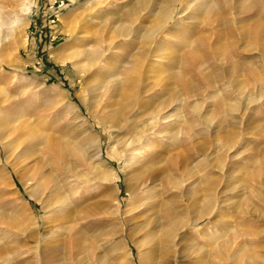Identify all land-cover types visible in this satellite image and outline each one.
Instances as JSON below:
<instances>
[{
    "label": "rangeland",
    "instance_id": "rangeland-1",
    "mask_svg": "<svg viewBox=\"0 0 264 264\" xmlns=\"http://www.w3.org/2000/svg\"><path fill=\"white\" fill-rule=\"evenodd\" d=\"M168 1L0 0V40L6 30L11 32L9 39L0 41V119L18 115L39 133L55 137L57 145L73 153L83 173L77 182L81 189L64 204L65 213L43 207L40 200L47 189L34 186L30 171L16 174L9 165L13 153H6L0 143V264H42V256L53 253V243L62 247L55 258L60 252L70 257L80 245L92 248V259L104 255L113 264H151L134 224L138 219H133L141 197L136 192L141 181L133 167L136 159L128 160L120 148L122 130L102 124L110 108L103 97L89 98L87 74L77 70L85 56L76 53L99 46L96 39L110 36L118 25L131 28L130 40L116 38V57L109 60L114 66L102 72L106 79H121L130 72L131 57L149 47L147 29ZM171 7L173 20L164 29L169 39L151 43V55L142 67L144 71L151 64L154 78L137 98L155 93L171 97L181 89L177 72L190 87L181 106L179 139L159 137L148 166L139 168L163 206L183 217L169 243L167 264H264V0H177ZM52 52L60 59L76 57L54 60ZM195 58L197 67L191 64ZM231 69L236 70L233 77L227 76ZM242 86L245 93L251 91L250 102L240 96ZM78 115H84L79 117L85 127H80ZM85 139L91 141L82 166L76 146ZM100 139L104 161L97 166L105 178L95 182L92 165L98 159L92 149ZM207 187H213L210 195L220 210L190 225L194 208H200L192 199L202 203ZM187 192L190 200L183 196ZM62 214L66 218L58 220ZM56 223L69 226V231Z\"/></svg>",
    "mask_w": 264,
    "mask_h": 264
},
{
    "label": "bare ground",
    "instance_id": "bare-ground-1",
    "mask_svg": "<svg viewBox=\"0 0 264 264\" xmlns=\"http://www.w3.org/2000/svg\"><path fill=\"white\" fill-rule=\"evenodd\" d=\"M176 1L177 0L168 1L169 4H166L164 6L165 8L164 11L160 10L161 12L159 13L158 18L153 19V20H157L156 23L152 22V24H155V25L152 26L151 24L152 27L149 30L147 29L148 41L146 42H149V44L146 43V45H148L149 47L148 48L146 47L147 49L146 48L142 49V50L146 49L143 54L137 52L138 53L137 55H135L134 57L133 56L131 57L129 61V71L130 72L128 74H124L121 77V79H117V78L116 80H113V79L110 80L111 78L106 79L104 75L102 74V72L110 71V68L114 64L113 62L109 64V60L114 55L116 57V53L115 54L113 53L114 43H115L116 38L118 37H122L123 39H128V37L130 38V33L132 35L131 28L123 29V28H120L121 25L120 26L118 25L116 27H119V28L115 29L113 28L115 27L114 25L112 27L114 31H111L113 34L107 37H104L102 35L103 36L102 38L96 39V41L100 40L98 41L99 46H96L94 48H88L81 52L76 53V55L83 54L85 56V61L82 63L83 65L81 67H78L77 70L81 72V74L83 73L87 74L88 81L86 84L87 86L86 89H88L89 91L88 93L89 98L94 99L96 101H100L101 97H103L105 99V106L110 108V110L104 113L105 115L101 117V121L103 122L102 124L115 127L118 130H122L124 138L122 139L120 148L123 152L126 153L128 160L136 159V161L134 162L135 165H133V167H134V170L138 171L139 173L138 178L139 180H141L136 192L141 193V197L137 201V206H136L137 209H136L133 219L134 220L138 219V221L136 222L134 221V224L137 223L136 227L138 228V231H141L143 244L148 250L147 254H148L149 260L147 261H150L151 264H155L157 261L158 263L160 262L161 264H167L168 255L170 252L169 243H171L172 237L175 234L174 231L179 228L178 225L182 224L180 219H182L183 217L181 218L180 216L179 218L177 213L175 214L171 213L172 211L169 210L170 208L169 209L167 208L168 206L166 205L163 206V203H161L156 198V195L151 192L152 190H151V187H149V183L147 182L148 180L147 178L144 177L145 175L142 173V169H139V168L140 166L141 167L148 166L149 160L151 158V153L152 151H154L155 149L154 147L156 146V143H157L156 140L159 137H166L165 140H169V141H172V140L174 141L177 138L179 139V134L181 130L180 123L183 120L182 117H184L181 114V106L184 103L183 97L188 93V91L190 90V87L183 83V77H184L183 74L181 72H177L175 73V75L176 77H179V81L178 80L177 81L179 82L181 89L176 90L172 94L171 97H169V95L166 93L164 94L155 93L156 96L153 94L149 95L152 98L149 97L147 99H142V100H138L137 98H138V94L140 90L141 92H145L149 90V87L145 86V83L148 81L149 78H154L152 77V75H150V73L153 72L151 69L152 65L151 64L148 65V68H146V70L144 71H143L142 66H143L144 61L150 57L149 55H151L150 53H151L152 44H154L156 40L158 43H161V42L164 43L169 39V36L166 33L167 31L165 30L166 29L168 30L169 24L173 20V10L174 9H172L171 11V10H168V8L171 7V4L172 6H174ZM159 4H161V2ZM25 6L26 5H24V7ZM161 7L160 9H162ZM105 15H108V14H105ZM151 15H153V12L151 13ZM136 16L137 15H135V17ZM190 17L192 18V16ZM134 19H133V22L135 23ZM148 19H150V17ZM106 20H108V18ZM106 20H104L105 22L104 23L102 22V23L105 24ZM141 20L139 16L138 21H141ZM3 23L5 24V22ZM114 24H116V21H114ZM111 25H112V22H111ZM135 29L133 32L134 34H135ZM115 30H116V34H115ZM83 32H86V31L83 29ZM144 32L145 31H143V33ZM137 33L138 31L136 32V34ZM136 34H135V37L139 35V34L137 35ZM7 35H9V33L6 30V33L4 34V36H7ZM3 37L0 40L1 42H4L5 40H7V39H4ZM143 38H146V36H144ZM139 42L141 43V41ZM143 42H145V39ZM186 43L188 42L186 41ZM166 50L167 49L165 48L164 51ZM160 51H162L161 47H160ZM56 54L52 52L51 58H53L54 60H57L59 57ZM76 55H69L66 57H62L61 59L59 58L58 60L74 61L73 59L76 57ZM166 55L167 54H165V56ZM73 64L75 65L74 62ZM191 64L197 67L199 66V61L198 60L196 61V58H195V60L192 61ZM183 68L184 66L180 65V70ZM235 72H236L235 69L228 70L227 76L233 77L234 76L233 73ZM158 74L159 73L155 74L157 80H159L158 78H162ZM161 80H163V78ZM210 81L211 80L205 79L206 83H210ZM242 87L243 88L239 91V93L241 94L240 96L245 97V99L248 102H250L253 98V96L249 94L251 91L249 93H245L246 87L245 88L244 86ZM259 87H262V86L259 85ZM99 104H101V102ZM101 107L102 106H100V108ZM245 110L244 112H242V115L243 114L245 115V112H246ZM167 111H170V112H167ZM79 116L80 115H78L77 118L79 119L78 121L80 123L79 124L80 127H85V124H84L85 120L84 119L82 120L80 118V117L83 118L84 115H81L80 117ZM203 118L205 120L208 119L205 116ZM171 121H174L173 125L171 124V126H169V122ZM54 138L48 134L39 133L38 129L36 127L31 126L29 122L27 121V119L20 118V116L18 115L15 117L9 116V117L0 119V143H1L2 149H4L6 153H9V152L10 154L13 153L11 160H10L11 163L9 164L11 165L12 170L16 174H18L21 171V169L30 171V174H31L30 179L35 183L34 186L36 188L40 187V188L47 189V194H45V199L40 200L41 203L43 204V207H49L50 209H53V210L64 211L65 213L66 210L64 208L66 205L64 204L67 203L68 199H71V196L73 193L79 192V190L81 189V187L78 186L79 184L77 185V182L79 183V181H82L83 173L80 172L79 169H77L78 168L77 164L75 161H73V153L69 152L67 148L66 150H64L63 148H61V146L57 145ZM90 141L91 140L89 139H85L84 141L78 143V145L76 146V151H79L81 155V160L83 162L82 166H84L87 161L88 156H86L85 154L87 153V149H88V146L90 145ZM92 151H93L92 152L93 158L98 159V162L92 165L95 171L93 179L96 182V181H99V179L105 178V174L103 170L99 166H97V165H101V163L104 161L101 156L102 154L101 139L97 140ZM8 156L10 157V155ZM234 156L236 158V155ZM43 167L47 168V170L44 169L45 172L44 170L43 171L41 170ZM90 181L92 180H89L88 178V180L86 181L87 187H90L89 186L91 185L89 183ZM210 188L211 187H207L208 194L204 197V200H202V203H201V200L195 201L194 199H192V202L194 204L192 205L195 207L196 204L200 203V208L198 209L194 208L195 216L191 220H189L190 225L191 224L194 225L198 223L199 221H201L200 219L203 218L204 217L203 215L205 214L209 216L214 209L216 212L220 210V208L217 209L215 207L214 197L210 195L211 193ZM211 189L213 190V187ZM142 192H144L145 194L142 195ZM27 194H29L30 196H33V193H31L30 191ZM190 195L185 194L183 196L185 197L187 196L186 200L187 199L190 200L192 198ZM189 196L191 198H189ZM36 198H39V196ZM9 202L8 204H10ZM11 204H12V201H11ZM189 205H191V203H189ZM14 211L15 213L17 212V210L15 209ZM65 218L66 217L64 216V214H62L61 216L58 217V220L65 219ZM130 219L133 220L132 218ZM56 226L57 228L63 227L67 231H69V228H70L67 225H63V223L62 224L56 223ZM49 247H51L53 253L50 256H45L47 254L45 255L42 254L44 255L42 256L43 257L42 264H113V262L112 263L109 262L111 261L110 259L109 261H107L108 259L106 260V257L104 255H100V257H98L97 259L95 258L92 259L94 257V254L92 255V253L94 252H91L92 248H89L88 246L80 247V245H78L77 246L78 248L70 255V257H67V254L65 256L63 252H60L57 258H55L56 256L54 255V252L57 249L62 250L61 245L58 243H53V245ZM48 253H50L49 250H48ZM160 253H163V254L161 255Z\"/></svg>",
    "mask_w": 264,
    "mask_h": 264
},
{
    "label": "clouds",
    "instance_id": "clouds-1",
    "mask_svg": "<svg viewBox=\"0 0 264 264\" xmlns=\"http://www.w3.org/2000/svg\"><path fill=\"white\" fill-rule=\"evenodd\" d=\"M18 24H20V25L22 26V25H23V21H22V20H21V21H18ZM10 36H11V32H9V35L4 36L3 38H4V39H9Z\"/></svg>",
    "mask_w": 264,
    "mask_h": 264
}]
</instances>
